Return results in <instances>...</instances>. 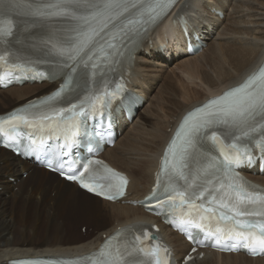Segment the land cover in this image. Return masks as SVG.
Instances as JSON below:
<instances>
[{"label": "snow or ice", "instance_id": "obj_1", "mask_svg": "<svg viewBox=\"0 0 264 264\" xmlns=\"http://www.w3.org/2000/svg\"><path fill=\"white\" fill-rule=\"evenodd\" d=\"M174 3L175 0H0V68L8 69L9 75L20 70L42 78L45 73L32 65L48 63L50 57L56 71L64 74V82L50 96L38 104L29 102L23 111L0 121V133L4 132L5 123L10 125L9 132L17 134L22 125L47 129L50 134H63L64 146L70 148L79 117L98 104L106 106V98L121 87L117 84L115 90H109L105 84L101 88L95 79L96 71L105 62L114 63L112 57L123 54L118 51L117 41L123 43L130 33L139 35L145 24L154 22ZM17 17H27L33 24H49L46 37L31 45L42 51L45 59L33 60L19 54L15 47ZM81 66L92 69L91 86L77 97V103L56 107L63 94L75 90L73 84ZM55 75L54 71L48 78ZM253 145L264 160V68L183 118L162 159L153 190L157 206L182 211L181 225L192 224L194 215L200 221H216L215 232L209 231L208 235L216 236L217 245L228 240L235 242L233 248L242 245L252 254L264 252V190L236 172L237 168L256 162ZM90 164L99 162L84 164L85 172ZM105 172L109 175L104 179L118 181L107 185L108 192L103 184L86 183L83 173L67 178L79 180L81 187L108 199L123 195L126 179L111 169L105 168ZM162 176L167 177V183ZM196 227L204 225L197 223ZM143 236L148 239L149 233L144 232ZM112 239L109 237L89 258L91 264H142L141 254L153 258L154 264H170V253L160 244L149 249L135 242L114 245ZM135 241H141V237L136 236Z\"/></svg>", "mask_w": 264, "mask_h": 264}, {"label": "bare ground", "instance_id": "obj_2", "mask_svg": "<svg viewBox=\"0 0 264 264\" xmlns=\"http://www.w3.org/2000/svg\"><path fill=\"white\" fill-rule=\"evenodd\" d=\"M263 5L257 0H249L247 7L253 12L259 9L258 6L264 7ZM212 8L223 13L224 8L219 0H179L167 17L153 26L151 34L137 43L136 49L139 45L140 49L136 51L135 57L126 59V62L130 64L128 71L125 72L128 74L127 80L140 91L141 96L143 93L147 96L150 95L146 84L148 83L147 80L144 84L141 78L142 70L145 68L143 63L148 60L162 63L159 62V55L161 54H158L156 50L158 43L162 41H165V44L162 43L165 46L159 52L170 55L171 50H176L175 54L172 52V57L170 56L169 59L175 55L178 58L185 56L186 61L182 63L183 66L191 72V75L199 78L208 87L206 86L207 95L204 97L202 92L196 90L181 91L170 84L173 79L169 74H165L161 82L164 102L171 103L168 99L181 95L188 104L174 100L177 109L173 111V106V109L167 110L165 113L169 117L175 116V119L165 123L154 122L149 132L143 131L144 123L141 122L144 119L142 113L147 110L146 105L142 103V111L139 109L140 106L136 109L137 111L135 110V119L132 117L134 120L132 119L131 125L125 123L127 118L122 112L121 118L115 122L116 132L120 131V134L116 137L113 146L104 148L101 154V157L114 167L126 172L130 177L127 196L121 201L108 202L94 197L78 189L74 184L58 179L55 174L41 169L29 161L21 160L7 150L0 148V264H7L10 259L47 254L70 257L88 254L98 247L104 235L110 234L117 227L132 225L138 221H147L152 218L150 214L144 212L142 207L133 205L129 199L141 198L149 190L164 144L179 118L188 109L201 104L208 97L240 83L264 60V26L259 27L258 33L255 35L258 40L257 43L246 45L238 37L245 33L246 29L234 20L223 23L224 28L222 30L223 34H227V41L223 43L216 42V40L207 42L206 52L209 50L210 53L217 52L220 55H228L231 61V66H229L235 71V75L231 74L228 69L219 67L212 72L206 71L199 64L193 62L194 56L184 55V46H181L180 37L184 39V43H186V39L183 32L177 29L179 16L183 15L186 19L191 18L190 23H196L193 31L188 23L189 42L195 45L199 40L197 35L200 36L202 33L205 39L210 40L214 25L221 24L219 17L210 11ZM254 17L256 18L254 23L259 24L258 26L264 25V20L258 19L259 17L264 18V14L256 12ZM208 25L213 26L211 31ZM219 35L220 33H218ZM168 38L172 39L168 40ZM144 51H148L146 53H149L151 57L144 55ZM201 54L203 56L204 51ZM221 59H223L222 56ZM53 86L54 84L42 82L40 84L13 85L5 90L0 88V104L5 109H9L15 106L14 104L10 105V103L14 101L23 102L29 99V96L34 92L47 90ZM165 95L169 97L166 98ZM155 110L157 114L146 112L145 116H153L157 119L160 116L162 120L163 116L158 114L157 109ZM169 127L170 131L167 132L166 129ZM141 134L149 136L146 137L150 141L149 147L145 150L149 153L146 156L134 155V152L144 148L137 141V136ZM23 173H26L25 177L22 176ZM245 173L264 185V175L256 173L255 168ZM11 178L13 179L12 182L9 181ZM100 202L108 209L107 212L100 209ZM105 213L111 216V222L101 223L99 220L97 221L101 214L104 215ZM84 218L88 221L94 219L96 225L90 228L91 232H86V234H82L78 230L79 234L74 233L76 232L74 231L76 223ZM90 222L88 225L91 226ZM69 233L74 235H69ZM161 234L163 239L172 246L175 257L181 258L189 249V245L183 238L167 226L161 225ZM200 253H202L201 258L199 257ZM194 255L197 258L191 264H264L263 256L252 258L242 253L226 254L204 250L198 251Z\"/></svg>", "mask_w": 264, "mask_h": 264}, {"label": "rangeland", "instance_id": "obj_3", "mask_svg": "<svg viewBox=\"0 0 264 264\" xmlns=\"http://www.w3.org/2000/svg\"><path fill=\"white\" fill-rule=\"evenodd\" d=\"M184 1V0H181ZM215 1V0H214ZM221 2L223 9V13H221V16H218L215 14V16L219 17V23L221 21V24L219 25H214L213 30L212 27H210V25H208L209 30H212L211 33V37L210 40L205 39V44L204 46L198 50L195 53H192L191 55L188 56H194L195 59L193 62H196V64L200 65L202 69L212 72L214 71V69H218L219 68H223L225 70L228 69V71H230L231 74L235 75V71H233V69L230 68L231 66V61L229 59L228 55L225 54H219V53H210L209 50L206 52V43L209 41H214L216 40V42H221L223 43L224 41H227V34H223V28L224 25L223 23H228L230 21H236L237 24L243 27L244 29H246L245 33L239 35L238 37L241 39L243 44H248V45H255L257 43V39H256V33H258V28L264 25H260L257 23H254L255 21V17L254 14L260 13V14H264V7H259V9L254 10L253 12L251 10L248 9L247 4L249 3V0H219ZM248 1V2H247ZM258 3H260L261 5L264 4V0H257ZM264 6V5H263ZM259 20H264V18L259 17ZM228 21V22H227ZM239 26V28H240ZM241 31V28H240ZM225 32V31H224ZM218 33H220V35L218 36ZM223 35H222V34ZM225 35V36H224ZM209 44V43H208ZM204 51V55L202 56L201 52ZM147 51H144V55L151 57L149 53H146ZM175 54V50L172 51ZM172 52L170 53V55H159L160 56V60L159 62L162 63H156L154 61H146L143 64L145 65V68L142 70V81L145 84V80H147L148 83H146L148 91L150 93L149 96H147V94L144 95V104L147 107V110L144 111V113H142V118H144L141 122L144 123V128L143 131L149 132L151 131V127L153 126L154 122H160L161 123H165L166 121L171 122L173 119H175V116L169 117L167 115V113H165L167 110L173 109H177V104L174 105V100L176 102H181V103H186L188 104V102H186V100L181 96H177L176 98L171 97L170 99H168V101H171V103H167L164 102V93H163V89L161 86V82H162V78L165 74H169L171 79H173L172 82H170V84L175 87L180 89L181 91L183 90H196L198 92H202L203 97L205 95H207V90H206V86L199 78L194 77L193 75H191V72L188 71L187 68H185L183 66L182 63H184V61H186L185 56H181L180 58H178L177 55H175V57L169 59V57L172 55ZM185 53V52H184ZM216 54V55H215ZM183 55V54H180ZM184 55H187L186 53ZM220 55V56H219ZM225 55V56H224ZM221 56L223 57V59H221ZM172 57V56H171ZM225 57V58H224ZM158 58V57H156ZM173 59V60H172ZM225 59V60H224ZM228 59V60H227ZM227 60V61H226ZM226 61V62H225ZM229 61V62H228ZM150 62V63H149ZM215 63V64H214ZM214 66L211 67L210 66ZM230 65V66H229ZM208 87V86H207ZM5 90V89H3ZM147 91V90H146ZM44 92L43 90H38L37 92H34L31 96H29V98H32L34 96H38L40 93ZM168 94V93H167ZM170 95V94H168ZM165 95L166 98H168L169 96ZM27 100V99H26ZM22 101H14L12 103H10V105H17L20 104ZM165 104V105H164ZM168 104V106H167ZM164 105V107H163ZM1 106V104H0ZM143 107V106H142ZM142 107L140 108V110L142 111ZM0 113L3 112L4 110H7L8 108H4V107H0ZM158 111V114L163 116L162 120L159 116V118H154L153 116H145L147 113H156V110ZM165 109V110H164ZM147 112V113H146ZM135 119V117H134ZM133 119V120H134ZM140 121V120H138ZM131 125V124H129ZM150 129V130H149ZM170 127L166 129L167 132H169ZM142 136V137H141ZM149 137L147 134H141L140 136H137V141L138 144L142 145V149L138 150L137 152H134V155H141V156H146L147 151L146 148L149 147V139L146 138ZM25 177V173L24 175H22ZM10 182L13 181V179L11 178L9 180ZM100 209L104 210V211H108V209L104 206V204L102 202H100ZM106 214V215H105ZM104 215L101 214V217H99L97 219V221L99 220L101 223H110L111 222V216L108 215V213H105ZM89 219V217H87ZM84 219H80L75 227H74V233H78L81 232L82 234H86V232L90 231V228H92L93 226L96 225V221H94V219H91L90 221L85 220ZM43 221V220H42ZM105 221V222H104ZM89 222L91 223V226L88 225ZM84 223V225H83ZM72 229V228H71ZM77 230L79 232H77ZM73 231V230H72ZM91 232V231H90ZM69 235H74V234H70ZM40 237H42V234H40Z\"/></svg>", "mask_w": 264, "mask_h": 264}]
</instances>
